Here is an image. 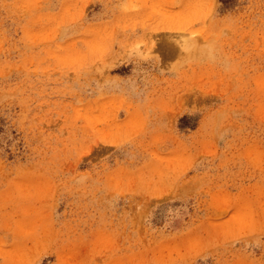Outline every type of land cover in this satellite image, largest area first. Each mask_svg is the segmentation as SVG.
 I'll list each match as a JSON object with an SVG mask.
<instances>
[{"label": "rangeland", "instance_id": "rangeland-1", "mask_svg": "<svg viewBox=\"0 0 264 264\" xmlns=\"http://www.w3.org/2000/svg\"><path fill=\"white\" fill-rule=\"evenodd\" d=\"M0 264H264V0H0Z\"/></svg>", "mask_w": 264, "mask_h": 264}]
</instances>
